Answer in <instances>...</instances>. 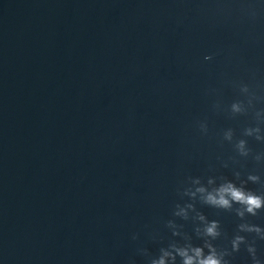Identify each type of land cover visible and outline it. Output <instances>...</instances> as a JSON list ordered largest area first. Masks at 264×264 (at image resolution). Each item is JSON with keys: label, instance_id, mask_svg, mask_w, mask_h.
I'll use <instances>...</instances> for the list:
<instances>
[{"label": "water", "instance_id": "95a60500", "mask_svg": "<svg viewBox=\"0 0 264 264\" xmlns=\"http://www.w3.org/2000/svg\"><path fill=\"white\" fill-rule=\"evenodd\" d=\"M249 127L264 136V0H0V264H149L185 235L203 245L197 213L219 221L218 249L243 235L264 264L238 230L264 210L185 195L196 178L264 194ZM227 259L253 264L243 244Z\"/></svg>", "mask_w": 264, "mask_h": 264}, {"label": "clouds", "instance_id": "9594fccd", "mask_svg": "<svg viewBox=\"0 0 264 264\" xmlns=\"http://www.w3.org/2000/svg\"><path fill=\"white\" fill-rule=\"evenodd\" d=\"M205 59L211 60L212 57L206 56ZM240 90L245 94L250 92L247 84L241 85ZM248 104L251 105L252 101L249 100ZM246 111L247 107L245 106L244 101H235L231 105V112L233 114H242ZM257 115L259 116L260 113L258 112ZM201 129L206 132L207 125L201 124ZM260 132V127H249L245 129L244 134L246 136L255 135L257 140H264V136L260 135ZM233 136V130L229 129L225 132L226 140L232 141ZM236 147L241 155H249L250 150L247 148L246 140H239ZM259 158L260 157L258 156L257 159ZM239 175L240 173H236L237 177H239ZM248 181L259 183L260 177L258 175L250 174L248 176ZM192 182L198 187L195 188V191H192L191 189L186 190L185 195H190L191 197L196 198L199 194L201 201L211 207L229 211L235 208L237 216L242 220L246 215L257 216L261 210H264V194H257L255 191L247 189L245 187L247 181L237 185L231 180H224L219 186L212 187L211 190L203 185L199 178L194 179ZM208 185H215V179L210 178L208 180ZM236 205H239V207H235ZM177 209L178 210L174 215L188 219L189 209L195 211V206L191 203L187 204L185 207L177 205ZM197 219L202 222L203 225V227H197L195 229L197 236L204 241L202 246L194 245L191 242V237L185 235L184 240L186 242L183 245L178 244L177 242H172L168 247L161 248L158 257L149 258V264H176L177 257L180 258V264H231L227 257L231 256L234 252H239L242 244L246 246L247 252L251 255L253 264H262L261 259L257 256V248L254 241L249 243L245 236L237 234L231 240V251L228 249H218L212 241L218 239L222 235L219 221H209L202 213H197ZM169 227L175 229L177 226L173 221H169ZM238 230L239 232L255 233L261 240H264V228H261L260 226L245 222L238 225ZM173 234L180 235L178 231H174ZM137 238L138 236H133V239ZM142 251L145 255H148L146 249Z\"/></svg>", "mask_w": 264, "mask_h": 264}]
</instances>
